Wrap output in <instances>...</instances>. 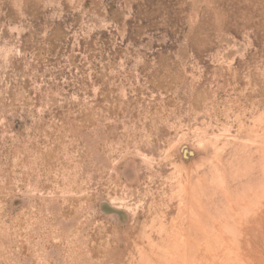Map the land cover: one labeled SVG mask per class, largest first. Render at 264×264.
<instances>
[{
	"label": "rangeland",
	"instance_id": "1",
	"mask_svg": "<svg viewBox=\"0 0 264 264\" xmlns=\"http://www.w3.org/2000/svg\"><path fill=\"white\" fill-rule=\"evenodd\" d=\"M0 264H264V0H0Z\"/></svg>",
	"mask_w": 264,
	"mask_h": 264
},
{
	"label": "bare ground",
	"instance_id": "2",
	"mask_svg": "<svg viewBox=\"0 0 264 264\" xmlns=\"http://www.w3.org/2000/svg\"><path fill=\"white\" fill-rule=\"evenodd\" d=\"M232 238V237H231Z\"/></svg>",
	"mask_w": 264,
	"mask_h": 264
}]
</instances>
